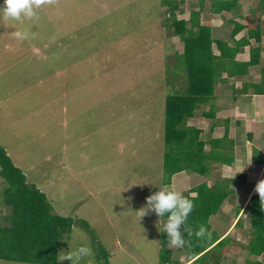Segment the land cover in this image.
I'll list each match as a JSON object with an SVG mask.
<instances>
[{"label":"rangeland","instance_id":"374dc122","mask_svg":"<svg viewBox=\"0 0 264 264\" xmlns=\"http://www.w3.org/2000/svg\"><path fill=\"white\" fill-rule=\"evenodd\" d=\"M184 2L179 18L187 19L189 11L199 9L200 0ZM241 2L259 14L257 0ZM164 9L160 0H47L36 21L19 24L0 18V145L27 183L46 194L54 212L75 220L63 240L66 245L59 249L58 264L80 246L90 247L91 255L60 264H98L96 243L108 252L109 264H161L165 235L156 225L158 217L149 213L139 222L135 212L163 185L164 100L183 92L176 79L182 64L171 61L182 43L168 36ZM208 9L204 0L203 21L217 24L218 16ZM23 30L32 38L17 40L14 33ZM225 88L219 83L215 94ZM233 92L227 93L232 104L240 96ZM220 99L213 100L217 110L223 107ZM259 104L263 113L264 98ZM200 109L209 106L196 110L187 124L207 135L213 120ZM247 127L252 138L244 143L246 151L253 145L264 152V117ZM231 129L234 132L233 125ZM222 132L219 125L211 135ZM235 159L233 172L223 171L224 176L244 172L255 175L257 183L264 180V164L255 166L250 154L241 159L238 153ZM204 180L183 171L171 177L170 187L185 192ZM5 186L0 179V189ZM243 186L223 202L225 213L210 219L213 228H226L223 231L236 240L249 229L245 212L238 214L242 228L235 226L238 215L231 208L234 203L245 205L249 184ZM8 215L9 208L0 204V225L10 224ZM173 258L184 264L192 261L185 252H175ZM246 258L264 264L263 256L248 257L237 248L228 250L220 264H245Z\"/></svg>","mask_w":264,"mask_h":264},{"label":"trees","instance_id":"16d2710c","mask_svg":"<svg viewBox=\"0 0 264 264\" xmlns=\"http://www.w3.org/2000/svg\"><path fill=\"white\" fill-rule=\"evenodd\" d=\"M242 0H208V11L219 14L222 18L232 17L233 28L230 41L225 42L213 37L211 26L203 21L201 11L204 0H200L199 9L189 11L187 19L179 18L184 13V0H160L165 8L162 11L163 26L168 27V36L177 38L182 43V51L174 53L172 63L180 62L182 71L176 77L182 93L169 94L164 100L162 184L170 186L171 177L179 172L188 171L205 177L201 183L184 193L193 200L194 209L188 221L194 231L204 225L211 232L210 239L197 240L191 237V247H166V237L162 244L161 264H184L173 258L175 252H185L189 264H220L222 257L230 247L243 249L248 257H264V201L258 194L247 196L243 212L249 216V229L241 231V240H236L225 229L212 227L210 219L224 214L221 206L227 198L233 197L242 189L245 175L237 173L233 177L223 174L225 166H231L234 160L232 142L228 138L229 121L222 123L223 135L211 137L219 121L215 117V90L219 83L224 84V72L229 76L247 75L252 68L260 65L262 37L264 27L261 15L264 14V0H257L259 14L250 8L242 16L244 23L235 21L239 14ZM261 8V10H260ZM245 30V34H240ZM238 35V36H237ZM245 46H249L248 58L236 59ZM216 52V53H215ZM171 56H168V60ZM172 63H170L172 65ZM261 78L258 82L244 83L239 91L251 89L254 94L264 95V69L259 67ZM208 105L209 109L201 111L205 118L213 120L209 127L208 138L202 130L187 124L195 111ZM212 136V135H211ZM206 145L208 150L205 149ZM252 161L264 162V155L253 150ZM0 179L6 184L0 189V204L9 208L8 226L0 225V260L28 264H58L59 249L65 246L63 241L70 233L75 220L54 212L46 194L33 184L27 183L23 171L16 167L6 150L0 145ZM211 181L210 183L208 181ZM244 187V186H243ZM192 194V195H191ZM241 206H235V214L240 213ZM89 229L83 219L76 221ZM235 226L241 227L240 217ZM223 228V226H222ZM221 231V232H220ZM96 243V242H95ZM98 264H109L108 252L99 244L94 246ZM249 258H246V263ZM252 264H262L251 261Z\"/></svg>","mask_w":264,"mask_h":264},{"label":"clouds","instance_id":"9594fccd","mask_svg":"<svg viewBox=\"0 0 264 264\" xmlns=\"http://www.w3.org/2000/svg\"><path fill=\"white\" fill-rule=\"evenodd\" d=\"M47 3V0H2L0 2V18L23 24L25 20L36 21L39 19L38 10ZM28 30L16 31L14 36L19 41L32 38ZM251 163V162H250ZM260 201H264V180H260L255 187ZM122 192V191H121ZM120 192V193H121ZM194 209L193 200L184 195L183 192L175 190L168 185H162L151 195L145 198V205L135 213L138 214L139 222L149 213L158 217L162 233L166 237V246L186 248L191 247V237L197 240L211 238V232L204 225L193 230L188 225L189 217ZM91 255V248L80 246L71 253L62 256V261H79ZM59 262V264H60Z\"/></svg>","mask_w":264,"mask_h":264},{"label":"crops","instance_id":"0c3cea01","mask_svg":"<svg viewBox=\"0 0 264 264\" xmlns=\"http://www.w3.org/2000/svg\"><path fill=\"white\" fill-rule=\"evenodd\" d=\"M250 8H253V7L249 6L248 4L244 5V3H242L240 5L239 11H238L239 14L236 15V18L233 17V19H235V21H238L240 23H244L243 20H242V16L245 15L246 12ZM215 15L218 16L217 24L208 23L211 26L213 37L216 38V39L223 40L225 42H229L230 41L231 32H232V28H233V22L230 20V18H232V17H229V16L226 15L227 17L222 18V16L219 15V14H215ZM261 18H262V26L264 27V24H263L264 14L261 15ZM244 33H245V30H243L238 35H242V34L244 35ZM263 41H264V36L262 37V49L264 48V42ZM248 50H249V46H245L243 48V50H242V53H240V54H238L236 56V59L240 60V61L246 60L248 58V55H249V51ZM263 53H264V50L261 51V58H260L259 67L264 69V54ZM259 67L252 68L248 72L247 75H243V76H229L227 74V72H224L223 75H222V77L225 79V82H224L223 85H224V87H228L229 89L225 88V90H227V91H222L223 93H221L219 91V93L215 94V96H216L215 99L216 100L218 99V97L219 98L223 97V99H220V102L223 103L222 104L223 105L222 108L217 110V108H215L216 105H214V109L217 112V114L215 113V117L223 118L222 120L217 119L219 121V125H222V123L225 122V120L229 121L228 138L231 140L232 145H233L232 146L233 157H234L233 163H232L231 166H225L224 167V171H226L227 174L232 171V168H233L232 166L235 164V161H236V159H235L236 158V154L239 153L241 159L247 157L248 154H250L251 161H252V158H253V150L254 149H257L259 152H261L264 155V152L262 150H260V148L254 147L253 145L250 147V153H248L246 151L247 150V146H246V144H244L246 141L248 142L252 138V136H251L252 133L250 131H246L247 128H248L247 125L248 124L249 125L253 124L255 119H257V117L259 119L262 117V120H263L264 107H263V113L258 111L259 109H257V108H261V105L259 104V100L261 98H264V95L254 94L251 89H248V91L245 92V93H243L242 91H239L242 88L244 83H247V82L256 83V82H258L260 80L261 73L259 72ZM237 81L239 83V87H236L237 86L236 85ZM230 89H232L234 92L240 93V96H235L234 97V101H235L234 104H232L231 102L229 103L227 101V98H229L227 93L229 92ZM229 95L233 97V95H231V93H229ZM224 98H226V99H224ZM233 117H234V119H232ZM232 125L234 126V129H235L234 132L231 129ZM223 132H224V130H223ZM223 132H222L221 135H218V136H213V135L211 136L210 135V138L211 137H214V138L221 137L223 135ZM208 135H209V133H207V135H203V136L208 138ZM262 136H263L262 139L264 140V134ZM262 139H260V143L261 144H262V142H264V141H262ZM205 149L208 150V146L207 145H206ZM236 149L239 150L238 153H236L237 152ZM263 164H264V162L262 164H256L255 163V166L263 165ZM179 173H181V172H179ZM179 173H176V174H179ZM237 173L245 175V182H244L245 186H247V184H249L247 189H244L245 192L250 193L249 195L258 194V193H255V191H254L256 186L254 187V189L252 188V186H253L252 183L254 181H256L255 175L251 174V177H250V173H248L249 177H247L246 173H244V172H237ZM237 173L235 172V175ZM255 183L257 184V181ZM243 195H245V194H243ZM246 202H247V199H246ZM230 203H232V202L229 201L228 204H230ZM237 205H239V204L234 203L231 206V208L233 207V209L235 210V206H237ZM244 206L245 205L241 206L240 213L243 212ZM222 212L225 213L223 210H222ZM239 216L240 215H238L236 217V220L239 218ZM230 249H233V247H230L228 250H230ZM255 260L262 262L260 259H255ZM251 261H253V260L249 259V262L246 263V259H245V264H252Z\"/></svg>","mask_w":264,"mask_h":264}]
</instances>
